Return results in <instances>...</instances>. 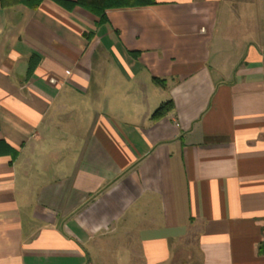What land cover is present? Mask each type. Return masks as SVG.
Returning a JSON list of instances; mask_svg holds the SVG:
<instances>
[{"label": "crops", "instance_id": "crops-1", "mask_svg": "<svg viewBox=\"0 0 264 264\" xmlns=\"http://www.w3.org/2000/svg\"><path fill=\"white\" fill-rule=\"evenodd\" d=\"M225 10L0 0V264H264V43Z\"/></svg>", "mask_w": 264, "mask_h": 264}, {"label": "rangeland", "instance_id": "rangeland-1", "mask_svg": "<svg viewBox=\"0 0 264 264\" xmlns=\"http://www.w3.org/2000/svg\"><path fill=\"white\" fill-rule=\"evenodd\" d=\"M224 14L220 16L219 36L235 34V52L240 56L246 41L260 46L264 43V0H224ZM235 9V11L233 10Z\"/></svg>", "mask_w": 264, "mask_h": 264}, {"label": "trees", "instance_id": "trees-1", "mask_svg": "<svg viewBox=\"0 0 264 264\" xmlns=\"http://www.w3.org/2000/svg\"><path fill=\"white\" fill-rule=\"evenodd\" d=\"M26 5L37 8L44 0H20ZM59 5L66 9L72 10L76 6H81L88 11L94 13L100 17V22H105L107 20L106 11L113 8H128V7H141L147 5H153L156 0H53ZM6 0H1V4L4 5ZM153 81L164 87L166 80L154 77ZM174 104L172 100L162 103L153 113L152 117L159 119L172 111Z\"/></svg>", "mask_w": 264, "mask_h": 264}, {"label": "built area", "instance_id": "built-area-1", "mask_svg": "<svg viewBox=\"0 0 264 264\" xmlns=\"http://www.w3.org/2000/svg\"><path fill=\"white\" fill-rule=\"evenodd\" d=\"M50 81H51L52 83L56 82V81H55V79H53V78H52V79H50Z\"/></svg>", "mask_w": 264, "mask_h": 264}]
</instances>
